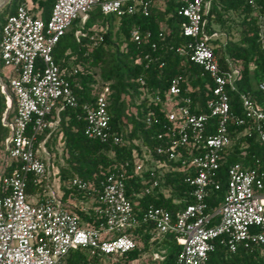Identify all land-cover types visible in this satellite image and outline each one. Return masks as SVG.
I'll return each mask as SVG.
<instances>
[{"label":"built area","instance_id":"obj_1","mask_svg":"<svg viewBox=\"0 0 264 264\" xmlns=\"http://www.w3.org/2000/svg\"><path fill=\"white\" fill-rule=\"evenodd\" d=\"M243 1L255 10L264 52V15L258 12L256 0ZM152 2L55 0L46 21L33 16L27 4L17 6L6 18L0 32V60L10 73L0 81V92L7 108L10 95L13 96L15 108L10 121L2 120L11 138L5 139L0 157L4 151L6 159L17 166L8 174L0 173V264H68L75 251L110 259L138 249L137 242L126 232L136 224L133 205L125 195L124 168L129 163L126 161L96 184L71 178L68 187L88 200L72 198L63 204L58 170L45 146L47 137L40 142L38 138L57 126V113L68 106L80 109L77 117L85 123L86 138L108 145L121 143L120 135L110 126L109 85L92 84L90 101L79 105L72 84L52 58V50L76 20L79 24L73 31L74 39H85L91 48L98 46L106 27L86 25L95 8L103 15L121 18L147 14ZM209 3L210 0H181L176 13L183 19L181 33L187 42L174 48L184 65L188 62L198 66L200 75L211 83L204 109L185 93L181 76L171 78L163 97L155 94L147 105H158L164 118L161 122L150 111L145 119L161 126L155 137V156L142 152L132 159L134 174H145L142 188L132 193L133 197L163 192L160 179L171 170L170 163L184 171L182 181L190 188L192 202L174 215L148 205L140 217L142 223L151 225L150 242L167 234L174 236L180 247L174 264H207L215 243L231 253L238 247L264 250V168L231 163L226 171L223 200L215 211H208L206 200L210 191L221 187L217 175L223 156L232 145L231 124L242 128L241 137H253L260 144L263 151L257 163L264 166V112L248 93L239 95L241 115L230 111L228 92L236 91L242 67L228 60L226 69L219 66L212 43L217 34L205 30ZM148 36L146 33L142 38L138 29L130 30V38L137 45L147 41ZM158 37L163 38L162 32ZM150 47L154 51L156 44L151 43ZM78 70L79 67H73L72 74ZM137 81L144 91V80ZM257 89L264 95V78ZM54 110L55 119L48 120ZM29 184L41 189L33 202L26 194ZM70 204L83 211L91 208L98 227L81 224L68 208ZM153 256L156 261L163 259L160 252Z\"/></svg>","mask_w":264,"mask_h":264},{"label":"trees","instance_id":"obj_2","mask_svg":"<svg viewBox=\"0 0 264 264\" xmlns=\"http://www.w3.org/2000/svg\"><path fill=\"white\" fill-rule=\"evenodd\" d=\"M30 12L47 20L55 0H28ZM147 14L135 13L133 15L115 18L103 15L98 8L89 14L90 22L87 26L98 24L106 27L102 34L103 41L96 47H89L87 41L82 39L77 42L73 37L76 24L59 39L52 50V58L58 65L67 81L72 84V91L80 105L90 101L91 85L103 82L110 87L108 97V113L110 126L120 135L122 141L117 145L103 144L97 140H90L84 135L85 123L77 116L80 109L64 106L57 113L58 123L53 129H47L38 138L40 142L46 138L45 146L55 158L54 165L58 170L59 190L61 201L68 203L69 199H88L77 194L73 188L68 187V181L73 177L96 184L104 176L115 173L127 161L128 167L124 168L125 195L133 205V217L136 224L126 232L137 242L138 249L118 256L119 261L133 262L142 254L155 248L157 252L163 250V259L160 264H174L180 250L172 234L163 236L159 241L150 242L148 234L151 225L142 223L140 217L148 205L161 207L172 215L186 204L192 202L189 196L190 188L183 183L182 171L177 164L170 163L171 170L164 172L160 179L163 192L157 195H141L133 197L132 193L139 192L145 174L136 175L133 172L132 159L135 154L148 153L155 156L156 134L161 131V126L153 121L145 122L149 112L153 111L156 118L162 122L163 114L158 105H148L149 98L155 94L163 97L169 81L175 76L183 79V89L194 102H198L201 110L203 103L210 96L208 87L211 86L207 77H202L201 69L191 63L183 64L174 48L187 42L181 33L183 19L177 15L176 10L181 5V0H152ZM27 4L26 0H9L0 9V32L6 18L11 15L17 6ZM258 12L264 15V0H256ZM237 16L238 23H228L229 16ZM205 30L207 33L215 32L212 25L225 30L223 42L218 38L212 40L214 54L219 66L227 68L226 61L240 64V79L236 83V91H229L230 111L237 116L242 113L239 95L248 93L251 99L264 112V95L257 85L264 78V52L260 47L259 27L255 10L243 0H210L209 9L205 15ZM138 29L142 38L149 33L147 41L140 44L134 43L130 38V30ZM162 32L163 38L158 37ZM235 32L237 39H230ZM151 43L156 44L152 51ZM147 56V59H145ZM73 67H79L76 74H72ZM0 68H3L0 60ZM144 80V91L138 79ZM3 81V79H1ZM188 88L191 90L188 91ZM10 95V94H9ZM143 97V99H142ZM10 105L4 94L0 92V149L10 131L3 123V118L10 121L14 115L15 101L10 95ZM54 110L48 120H54ZM232 138L231 148L224 154L218 170V180L221 185L217 191H210L207 198L208 211H215L221 204L225 195V179L228 166L240 162L246 167L264 168L260 161L262 147L253 137H241L242 128L230 125ZM2 165V175L10 173L17 166L5 157ZM174 168V169H173ZM41 193L39 186L29 184L26 188L27 195ZM74 212L81 224L98 227L96 214L91 208L86 211L72 204L68 207ZM117 258V257H116ZM103 258L88 256L85 252L75 251L70 254L68 264H99ZM207 264H264V250L261 247L244 249L238 247L233 253L215 243L214 249L209 253Z\"/></svg>","mask_w":264,"mask_h":264},{"label":"rangeland","instance_id":"obj_3","mask_svg":"<svg viewBox=\"0 0 264 264\" xmlns=\"http://www.w3.org/2000/svg\"><path fill=\"white\" fill-rule=\"evenodd\" d=\"M7 0H0V6H4V4L6 3ZM30 6V4H28ZM1 9V8H0ZM229 20L228 23L232 24V25H236L238 23V18L237 16L234 15H230L229 16ZM90 22V20H88V23ZM73 24H76V26H78L79 22L78 20L74 21ZM214 31L217 34V37L219 41L223 42L225 39V30L219 28L218 26L212 25ZM70 29V28H69ZM68 29V30H69ZM230 39H237V34L235 32H233V34H231ZM4 75V71L2 68H0V78L2 79V76ZM53 158V157H52ZM5 159V153L4 151L1 152V163L2 161H4ZM53 160H55V158H53ZM2 172V165H0V173ZM31 202H33V200H30ZM163 250L160 249V253L162 254ZM157 250L155 248L150 249L149 252H146L145 254H142L138 259H136L133 262H122L119 261L120 259L117 258H108V257H104L99 264H160V261H156L154 260V256L153 254L156 253Z\"/></svg>","mask_w":264,"mask_h":264},{"label":"crops","instance_id":"obj_4","mask_svg":"<svg viewBox=\"0 0 264 264\" xmlns=\"http://www.w3.org/2000/svg\"><path fill=\"white\" fill-rule=\"evenodd\" d=\"M26 1H27V5L30 4L28 0H26ZM2 69L4 71V75L2 76V79L5 80L6 76L10 73V71L8 69H5V68H2ZM0 81H1V78H0ZM38 195H39V193H37L36 195H28V196H29V199L35 201V199L38 198Z\"/></svg>","mask_w":264,"mask_h":264},{"label":"water","instance_id":"obj_5","mask_svg":"<svg viewBox=\"0 0 264 264\" xmlns=\"http://www.w3.org/2000/svg\"><path fill=\"white\" fill-rule=\"evenodd\" d=\"M8 2H9V0L6 1V3H8ZM6 3H5V4H6ZM5 4H4V5H5ZM2 7H3V6H0V8H2ZM10 138H11V135L9 134V140H10Z\"/></svg>","mask_w":264,"mask_h":264}]
</instances>
